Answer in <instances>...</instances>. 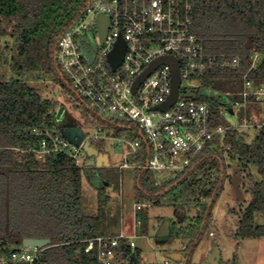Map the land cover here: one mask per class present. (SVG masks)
<instances>
[{
	"label": "trees",
	"instance_id": "1",
	"mask_svg": "<svg viewBox=\"0 0 264 264\" xmlns=\"http://www.w3.org/2000/svg\"><path fill=\"white\" fill-rule=\"evenodd\" d=\"M87 1L0 0V39L8 36L12 40L10 47L0 48V60L9 50V66L15 75L10 79L0 76V257H7L14 249L9 247L12 239L17 244L25 238H48L50 244L42 256L47 264H99L96 248L83 250L84 240L104 235V219L100 210L94 215L84 212L81 167H75L64 155L40 160L22 152L37 140L28 130L48 124V112L59 106L43 98L26 77L44 75L64 86L54 60L56 43ZM191 30L206 53L237 55L240 59L237 69L208 71L199 79L202 87L197 98L209 103L215 124H225L218 115L221 93L240 89L252 49L259 54V62L248 77L257 86L264 84V0H194ZM241 117L252 126L228 129L224 144L230 150L225 154L224 148L204 151L193 169L159 185H155L153 173L134 171V203L175 207L176 221L163 241L170 243L175 237L188 240L183 264L189 261L210 219L230 161L255 168L259 176L239 219L237 234L264 238V222L259 224L255 219L256 215L264 219V124L245 112ZM211 171L217 174L215 179L209 178ZM86 175L96 185L104 179ZM190 206L198 210L193 217L185 211ZM119 249L116 264H144L140 251H132L126 240H120Z\"/></svg>",
	"mask_w": 264,
	"mask_h": 264
},
{
	"label": "built area",
	"instance_id": "2",
	"mask_svg": "<svg viewBox=\"0 0 264 264\" xmlns=\"http://www.w3.org/2000/svg\"><path fill=\"white\" fill-rule=\"evenodd\" d=\"M193 6L194 0H88L57 40L54 60L63 87L83 106L87 121L94 129L93 134L86 135L80 128L84 133L83 142L87 141L96 150L105 140H113L115 146L123 147L120 170L129 168L154 175L167 171L174 178L193 169L204 151L220 148H224V154L229 151L230 147L224 144L228 129L252 126L240 116V111L249 103L264 104V88L248 77L259 62V54L252 49L250 66L243 75L240 89L221 93L218 115L225 124L214 123L209 103L197 98V91L202 87L199 79L208 71L237 69L240 59L237 55L206 53L191 30ZM99 15L108 19L102 43L97 28ZM119 38L125 42L124 55L121 64L112 70L108 55ZM162 56L177 60L180 76L176 99L166 110L156 107L171 94L169 64L157 66L134 91L132 89L145 69ZM56 111L48 112L51 117L48 124L28 130L37 140L22 152H30L40 160L64 155L75 167L85 166L87 156L82 150L83 142L75 146L61 135L55 122ZM235 114L242 118L239 125L227 118ZM112 129H119L122 134L114 138L108 136L105 132ZM135 133L139 137H135ZM208 175L210 179L217 177L213 171ZM159 184L155 181V185ZM141 207L135 204L134 211ZM140 226L141 220L136 218L134 228ZM209 235L213 236V232ZM136 237L137 233L128 237L122 233L101 235L84 240L83 250L90 252L96 248L99 264H116L121 255L120 240H126L133 251ZM185 250L186 245L182 243L180 260L170 258V261L181 264ZM43 252L44 248L21 244L7 257H0V264H47L42 259Z\"/></svg>",
	"mask_w": 264,
	"mask_h": 264
},
{
	"label": "rangeland",
	"instance_id": "3",
	"mask_svg": "<svg viewBox=\"0 0 264 264\" xmlns=\"http://www.w3.org/2000/svg\"><path fill=\"white\" fill-rule=\"evenodd\" d=\"M11 45L12 40L8 36L0 39L2 50ZM9 53L7 50L6 55L0 60V76L4 79L15 77L9 66ZM26 78L28 84L37 89L43 98L52 99L59 105H64L67 126L80 127L86 135L93 134L94 129L87 121L88 116L84 113L83 106L73 94L65 91L60 83H57L52 77L47 78L44 75L38 78L36 75ZM262 87L264 88V84ZM244 112L255 121H261L264 124L263 103L250 104L246 110L240 111V116H244ZM227 118L231 123H238V125L241 123L237 114L228 115ZM100 124L106 127V124L102 122ZM240 128L241 130L246 129ZM247 132L251 137L252 129ZM105 133L113 138L122 134L119 129L107 130ZM134 136L139 137V134L135 133ZM97 148L108 156L109 166L104 168L83 165L81 167L84 212L94 215L99 210L101 211L104 219L102 229L105 235L116 234L121 228V223L126 231L131 230L130 226L134 218L135 172L129 168L120 170L125 149L115 146L113 140H105ZM86 173L93 174V177L101 175L104 179L96 185L87 177ZM172 176L171 172H160L155 175V181L160 183ZM258 179L259 176L255 168L241 166L235 161L228 162L222 191L211 208L210 219L187 264H205V261L212 255L217 256L221 264H264V238H241L237 234L239 219L251 200L252 185ZM204 202L207 201L203 200ZM174 210L175 207L172 205L142 204L141 210L137 211L143 224L137 228V237L134 242L144 264H165V262L179 264L170 261L169 251H179L182 243L187 244L188 240L175 237L170 243H166L156 237L158 227L164 221H169L170 224L176 221ZM185 211L188 217H193L198 210L196 206H190ZM255 219L259 224L264 222V219L259 215H256ZM210 231L214 236H209ZM21 243L22 240L16 244L12 239L9 241V247L17 248ZM183 253L185 257L182 259V264L186 259L187 251Z\"/></svg>",
	"mask_w": 264,
	"mask_h": 264
},
{
	"label": "water",
	"instance_id": "4",
	"mask_svg": "<svg viewBox=\"0 0 264 264\" xmlns=\"http://www.w3.org/2000/svg\"><path fill=\"white\" fill-rule=\"evenodd\" d=\"M108 27V19L104 15H99L97 17V28L99 33L100 43L104 40ZM125 50V42L123 39L119 38L117 43L115 44L114 49L108 55V63L112 70H115L122 62L123 55ZM161 64H169L172 70V80H171V94L163 104L156 107L157 109L166 110L169 108L176 99L178 87L180 83L179 76V68L178 62L172 57L162 56L155 59L146 69L145 71L136 79L133 85V91L137 88L139 83L157 66ZM64 105L60 104L57 108L55 115V122L60 128L61 135L69 141L71 144L75 146H80L84 139V133L80 129V127L67 126L66 121L67 118L64 114ZM82 150L85 152L87 156V160L85 162L86 167H108V156L104 153L99 152L94 147H92L87 141L83 142ZM169 221H164L158 228L156 232V237L160 240H164V238L169 234ZM22 246L31 247V248H44L50 244V239L48 238H25L22 240ZM169 258L174 261H179L181 258V253H170ZM207 264H220L217 256L212 255L208 258Z\"/></svg>",
	"mask_w": 264,
	"mask_h": 264
},
{
	"label": "crops",
	"instance_id": "5",
	"mask_svg": "<svg viewBox=\"0 0 264 264\" xmlns=\"http://www.w3.org/2000/svg\"><path fill=\"white\" fill-rule=\"evenodd\" d=\"M108 162H109V159H108ZM104 168H106V167H104ZM106 185L108 186V184L106 183ZM136 203H134V205H135ZM134 205H133V223L131 224V226H130V228H131V230L130 229H128L127 231L123 228V224L121 223V228H120V230L116 233V234H113V235H117V234H119V233H122L123 235H125L126 237H128V236H131V235H133L134 233L136 234V230L137 229H135L134 228V220L137 218L136 217V212L134 211ZM169 226H170V222H169ZM159 228V227H158ZM105 235V234H104ZM210 236V235H209ZM214 236V235H213ZM185 245H186V243H185ZM135 248H136V243H135ZM169 253H180V250L179 251H176V250H170L169 251ZM181 262H183V261H181ZM219 263L221 264V262H220V260H219ZM182 264V263H181ZM205 264H207V261H205Z\"/></svg>",
	"mask_w": 264,
	"mask_h": 264
}]
</instances>
